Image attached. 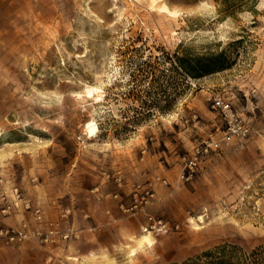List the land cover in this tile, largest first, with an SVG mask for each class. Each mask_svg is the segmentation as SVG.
Masks as SVG:
<instances>
[{
  "label": "rangeland",
  "instance_id": "obj_1",
  "mask_svg": "<svg viewBox=\"0 0 264 264\" xmlns=\"http://www.w3.org/2000/svg\"><path fill=\"white\" fill-rule=\"evenodd\" d=\"M151 5L0 0V175L47 219L68 208L73 230L0 245V264H171L264 242V0ZM219 53L223 68L198 78L169 62ZM216 95L246 136H224ZM210 136L218 147L180 179L181 156ZM148 181L153 200L132 207ZM149 215L167 230L130 256Z\"/></svg>",
  "mask_w": 264,
  "mask_h": 264
},
{
  "label": "built area",
  "instance_id": "obj_2",
  "mask_svg": "<svg viewBox=\"0 0 264 264\" xmlns=\"http://www.w3.org/2000/svg\"><path fill=\"white\" fill-rule=\"evenodd\" d=\"M213 107L220 110L225 120L226 129L224 136H246L250 128L239 117L237 112L231 107L230 103L221 96L213 97ZM218 140L209 137L196 145L190 154L181 156L182 170L180 179L188 180L196 171L200 158L209 149H216ZM152 181H148L138 194L134 193L135 203L132 207L139 205L142 209L146 204L153 200L155 196ZM12 212L29 213L32 222L22 218L16 223H6L3 218L11 215ZM69 209H65L60 217L47 219L44 212L38 205H34L29 199L25 198L19 187L11 183L5 176L0 175V245L14 247L23 242L33 241L43 245H55L58 242L66 241L73 234V230L68 226ZM44 223V226L41 224ZM144 231L167 230L166 223L161 219L148 216L147 221L141 226Z\"/></svg>",
  "mask_w": 264,
  "mask_h": 264
},
{
  "label": "trees",
  "instance_id": "obj_3",
  "mask_svg": "<svg viewBox=\"0 0 264 264\" xmlns=\"http://www.w3.org/2000/svg\"><path fill=\"white\" fill-rule=\"evenodd\" d=\"M221 56L222 53L206 56L174 54V58H169V62L171 66H176L182 71L184 78H198L223 68ZM171 264H264V242L248 252L236 245L224 244L182 263Z\"/></svg>",
  "mask_w": 264,
  "mask_h": 264
},
{
  "label": "bare ground",
  "instance_id": "obj_4",
  "mask_svg": "<svg viewBox=\"0 0 264 264\" xmlns=\"http://www.w3.org/2000/svg\"><path fill=\"white\" fill-rule=\"evenodd\" d=\"M150 1L152 2V5H153V3H156L157 2V0H150ZM156 6L159 7L160 9L168 12L172 16H176L177 15V11L176 10H170L164 3H161V4L156 5ZM3 155H4L3 152H0V159H1V157ZM198 219L199 220H203V216L202 215H199L198 216ZM136 241H137L136 247H134L131 250H129L130 251V254L129 253L128 254L130 256H132V255H134L136 253V250H138L137 246L140 247V246H142L145 243H147V244H151L152 243V239H151V236H150V232L140 234L139 237H137Z\"/></svg>",
  "mask_w": 264,
  "mask_h": 264
}]
</instances>
